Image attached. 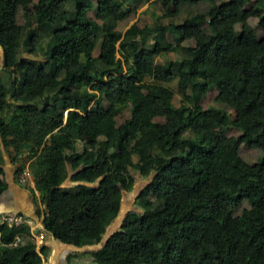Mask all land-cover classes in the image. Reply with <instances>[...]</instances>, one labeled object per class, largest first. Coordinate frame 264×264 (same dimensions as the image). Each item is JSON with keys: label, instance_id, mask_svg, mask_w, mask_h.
<instances>
[{"label": "trees", "instance_id": "obj_1", "mask_svg": "<svg viewBox=\"0 0 264 264\" xmlns=\"http://www.w3.org/2000/svg\"><path fill=\"white\" fill-rule=\"evenodd\" d=\"M24 1L0 0L2 57L14 65L0 73V195L6 156L16 177L29 169L44 230L81 248L101 242L139 171L150 176L138 195L140 211L127 212L119 229L88 251L90 264H264V0H240L233 18L221 1L206 0L205 12L184 19L209 30L194 45L176 31L184 24L115 28L111 10L124 18L150 0H36L19 23ZM246 3L263 13L255 24ZM154 43L183 54L162 64L165 81H176L178 106L175 91L154 75ZM23 49L42 54L29 59L31 69ZM64 88L68 95L59 94ZM212 88L233 118L200 105ZM125 110L129 117L117 124ZM231 128L240 133L228 135ZM242 144L262 152L257 162L242 157ZM68 177L74 184L65 187ZM151 190L162 196L149 200ZM244 200L249 208L234 216ZM48 252L47 245L37 250L26 222L0 224V264H43Z\"/></svg>", "mask_w": 264, "mask_h": 264}, {"label": "rangeland", "instance_id": "obj_2", "mask_svg": "<svg viewBox=\"0 0 264 264\" xmlns=\"http://www.w3.org/2000/svg\"><path fill=\"white\" fill-rule=\"evenodd\" d=\"M36 0H25L22 5H20L17 9V21L19 23H23L24 18L26 15H30L32 13L33 9V2ZM222 2L221 9L225 12V14L233 18L236 16L237 9L240 5V0H218ZM69 5H71L69 3ZM208 7V2L206 0H197L196 4L193 5H178L175 2L171 0H150L148 3H138L137 8L134 12H131L127 17H122V13L120 11H114L111 10V13L114 15L116 19L115 28L121 32H123L130 24L136 23L139 27H143L145 25H153L157 21L161 25H168L170 23L180 25L184 24V19L194 13H203ZM245 9L248 10L247 19L250 24H255L263 13L260 11H254L250 8V4L246 3L243 6ZM179 9V12L177 15L172 16H163V12L165 10H173V9ZM90 17L94 18L93 11L89 14ZM160 16V17H159ZM159 17L160 19H157ZM238 27V26H237ZM182 35V43L184 45H194L197 41H204L207 39L209 35V30L206 26V24H202L200 26L193 24V23H185L182 27H178L177 30ZM262 29L258 28V35L259 37L262 36ZM4 32H1L0 34V40H3ZM175 38V32L167 33L166 40L173 42ZM33 40H36V36L34 35ZM40 42H45V38H41ZM154 48L156 53L155 57V65H154V75L161 79L166 85L171 87L175 91V95L173 97V103L175 106L179 105L180 95L178 92H176V81H165V78L168 76L169 71L164 69L162 64L167 59H179L183 54L181 52H167L164 53L161 50V46L158 43H154ZM21 58H24L23 65L27 68L31 69L32 65L28 62L29 59L35 58V59H42L41 52L39 53H30L26 50H22L19 54ZM14 68L13 65V57H8L7 59H3L2 57V51L0 50V73L2 75H6L4 70L12 69ZM70 93L69 89H61L59 91L60 95H68ZM216 90L214 88L210 89L201 99L199 102L200 105L204 108L208 106H214L218 108H222L227 110L231 117H234V111L230 108H228L224 104H220L214 100V96L216 95ZM35 94L37 96H42V87L39 86L35 89ZM66 115V113H65ZM172 116H175V113L171 114ZM129 117V112L125 110L123 113L118 114L115 117L116 123L120 124L122 123L126 118ZM160 120H163L162 118ZM210 126L212 129L216 128L215 121L213 119H210ZM240 131L236 128H231L228 132V135H236L239 134ZM240 154L242 157L249 163H255L257 160L261 157L262 152L255 148H248L244 144L240 146ZM7 158V157H6ZM8 159V158H7ZM24 160V158L22 159ZM135 175V183L133 185L132 190L130 191H122L121 192V201L118 212H124V215L129 211H140V207L138 206V195L143 190V188L148 183L150 176H142L139 171L134 173ZM32 177V175H31ZM18 180V177H17ZM66 183L64 186L72 185L74 183L70 182L66 179ZM19 183V181H18ZM20 184V183H19ZM38 193V192H37ZM64 194V193H63ZM33 204L34 202H38L36 200V194L33 195ZM162 196V190H151L148 194L147 198L151 201H155L158 198ZM36 206V205H35ZM33 207V206H32ZM39 207L42 208L40 205ZM35 208V207H34ZM38 208V206H36ZM35 208V209H36ZM249 208V203L244 200L241 202V204L233 210V215L237 216L241 214L245 209ZM34 209V210H35ZM37 210V209H36ZM35 210V215H36ZM25 216V215H24ZM37 219V222H34L33 220L28 221L27 217L25 216L26 222L30 225L31 231L33 233L34 240L37 245V250H39L40 245L44 242L43 237L45 236V230L43 227L37 226L36 223H41L40 219L44 217V214H42L40 217L35 216ZM109 226L111 227V230L114 231L119 228L118 223L113 220ZM52 244L54 242L52 241ZM97 245L92 246H85L81 248L76 247H68V249H65L66 246L60 245L56 249V258L59 264H62L64 262V256H67V262L66 264H90L91 263V256L89 255L88 251ZM78 253L76 256H72L71 254ZM45 257V256H44Z\"/></svg>", "mask_w": 264, "mask_h": 264}, {"label": "crops", "instance_id": "obj_3", "mask_svg": "<svg viewBox=\"0 0 264 264\" xmlns=\"http://www.w3.org/2000/svg\"><path fill=\"white\" fill-rule=\"evenodd\" d=\"M7 158L6 156H4V163L2 165L3 172H4V178L7 183V188L0 195V214L5 213V212L22 213L27 217L28 221L33 220L34 222H37V219L35 217L36 216L35 210L37 209L36 208L37 203L34 202L33 204V199H34L33 195L36 194V191L33 190V185L25 186V185L18 183L19 180H17L16 174H15L16 165L11 163L10 160ZM67 180H69V178ZM65 183L66 182L63 183V186ZM65 187H70V185L65 186ZM36 199H38V197ZM41 219H40V222H41ZM36 224L37 226H40L41 223H36ZM45 236L43 237L44 242L40 246L47 245L49 248V252L45 257L41 255L43 259V264H59L56 258L57 247H59V244L66 246L65 249H68V247H71V246L61 243L58 240L52 238L50 234L47 232H45ZM52 241L54 242V244H52ZM63 260L64 262L62 264H66L67 262L66 255L64 256Z\"/></svg>", "mask_w": 264, "mask_h": 264}, {"label": "built area", "instance_id": "obj_4", "mask_svg": "<svg viewBox=\"0 0 264 264\" xmlns=\"http://www.w3.org/2000/svg\"><path fill=\"white\" fill-rule=\"evenodd\" d=\"M18 180L22 185L25 186H34L33 178L30 175V172L27 168H24L23 171L18 175ZM26 222L25 216L21 213L16 212H5L0 214V223H7L9 225H18L20 223ZM20 241L19 236H17L14 240V242L11 243V245H17V243Z\"/></svg>", "mask_w": 264, "mask_h": 264}, {"label": "water", "instance_id": "obj_5", "mask_svg": "<svg viewBox=\"0 0 264 264\" xmlns=\"http://www.w3.org/2000/svg\"><path fill=\"white\" fill-rule=\"evenodd\" d=\"M0 50H1V45H0ZM123 217H124V212H118L117 216L114 218V220L118 223V226H119V227H120L121 224H122V219H123ZM118 229H119V228H118ZM118 229L112 231V230H111V227L108 225L107 228H106V230H105V233L103 234V237H102V239H101V242H100L99 244H96L97 246L94 247V249H98V248H100V246L104 244V242L107 240V238H109L110 235H111L113 232L117 231ZM50 236H51L52 238H54L53 235L50 234ZM45 237H46V236H45ZM54 239H55V238H54ZM59 242H60V241H59ZM70 246H71V247H74V246H72V245H70ZM93 246H94V245H93ZM76 248H77V247H76ZM92 249H93V248H92Z\"/></svg>", "mask_w": 264, "mask_h": 264}, {"label": "clouds", "instance_id": "obj_6", "mask_svg": "<svg viewBox=\"0 0 264 264\" xmlns=\"http://www.w3.org/2000/svg\"><path fill=\"white\" fill-rule=\"evenodd\" d=\"M28 170H29V169H28ZM29 172H30V171H29ZM30 175H31V174H30ZM32 178H33V177H32ZM68 178H69V177H68ZM68 178H67V179H68ZM19 183H20V182H19ZM33 183H34V181H33ZM20 184H21V183H20ZM33 190L36 191V195H39V193H37L38 191L35 189V184H34V186H33ZM37 203H38V207H39L40 204H39V202H37ZM41 206H42V205H41ZM39 208L42 209L41 207H39ZM21 214H22V213H21ZM42 214H43V213H42ZM42 214H41V215H42ZM23 215H24V214H23ZM41 215H40V216H41ZM40 216H39V217H40ZM26 223H27V222H26ZM0 224H1V223H0ZM27 224H28V223H27ZM40 225L43 227L42 224H40ZM43 229H44V228H43ZM19 238H20V237H19Z\"/></svg>", "mask_w": 264, "mask_h": 264}]
</instances>
